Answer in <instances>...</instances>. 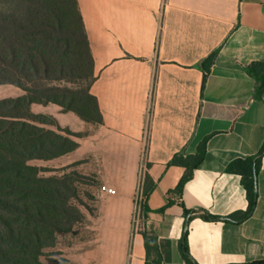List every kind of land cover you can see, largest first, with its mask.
<instances>
[{
    "label": "crops",
    "instance_id": "crops-1",
    "mask_svg": "<svg viewBox=\"0 0 264 264\" xmlns=\"http://www.w3.org/2000/svg\"><path fill=\"white\" fill-rule=\"evenodd\" d=\"M93 62L101 124L74 138L54 160L80 163L100 187L97 210L63 234L66 264H144L142 229L153 233L162 264H251L264 260V155L248 201L234 160L259 157L264 95L249 74L264 63V0H76ZM215 54L205 75L201 65ZM1 87V86H0ZM14 88L5 98H17ZM56 127L84 133L87 124L54 105H31ZM205 154L180 193L184 168L175 155ZM83 164V165H82ZM65 166V165H63ZM146 195L143 219L135 202ZM140 211V210H139ZM204 216L208 218L205 219ZM210 217H213L211 219Z\"/></svg>",
    "mask_w": 264,
    "mask_h": 264
},
{
    "label": "trees",
    "instance_id": "trees-1",
    "mask_svg": "<svg viewBox=\"0 0 264 264\" xmlns=\"http://www.w3.org/2000/svg\"><path fill=\"white\" fill-rule=\"evenodd\" d=\"M63 2L71 11L69 26L64 25L57 0H0V86L23 91L20 97L0 100V264H43L40 258L46 249L54 247L57 236L70 233L83 223L82 213L69 202L74 194L71 195L72 189L64 178H39L35 168L28 165L73 152L77 144L70 137L86 135L57 127L56 131L47 129L55 126L54 120L31 113V105L54 104L86 123L101 124L97 103L89 93L94 80L93 62L77 2ZM75 49L81 51L78 57L87 67L85 74L76 75L86 82L82 92L54 85L60 81L57 74L68 64ZM214 58L213 53L203 61L205 75ZM248 72L259 83L257 94L264 95V63L252 64ZM204 154L205 146L201 143L194 155L179 154L171 159L169 165L185 170L175 192L182 191ZM262 155L264 141L257 159H237L226 168L227 173L240 176L248 201L247 210L231 219L245 218L255 204L254 174ZM138 205L139 218L143 219L147 210L145 193ZM142 237L144 264H162L156 236L143 228ZM182 258L186 264H195L185 246ZM56 264L66 261L62 259ZM251 264H264V260Z\"/></svg>",
    "mask_w": 264,
    "mask_h": 264
},
{
    "label": "rangeland",
    "instance_id": "rangeland-1",
    "mask_svg": "<svg viewBox=\"0 0 264 264\" xmlns=\"http://www.w3.org/2000/svg\"><path fill=\"white\" fill-rule=\"evenodd\" d=\"M57 1V5L61 10L64 25L69 26V24L72 23L71 11L69 9H66V5L63 0ZM80 54V50H78V52L77 49L72 51L71 56H69L68 64L63 67L62 70H60L57 74V76H59L60 78V81L56 82L54 85H57L59 89H69L78 92L84 91L86 86L85 80H78L76 78L77 74H85L87 69L84 60H82V57H78V55ZM14 88L16 87L1 86L0 98L12 95ZM86 124L87 130L81 134H88L92 126H96L92 123ZM70 139L72 141H75L74 137H70ZM28 165L35 168L37 177L39 178H64V181L72 189L71 195L74 194V197L71 198L69 202L81 213L88 212L92 214L97 210L98 204L96 200L97 197L102 193L101 187L99 183L95 180V176L93 175V173L87 176H79L78 178L74 177V174H77V171L81 166L80 163L76 162L73 164H69V159H64L50 161H31ZM71 195L69 196L71 197ZM61 237H63V234L57 236V241L54 247L45 250L43 257L40 258V261L43 264L60 263V261L62 260L61 247L63 244L61 241Z\"/></svg>",
    "mask_w": 264,
    "mask_h": 264
},
{
    "label": "built area",
    "instance_id": "built-area-1",
    "mask_svg": "<svg viewBox=\"0 0 264 264\" xmlns=\"http://www.w3.org/2000/svg\"><path fill=\"white\" fill-rule=\"evenodd\" d=\"M101 191L102 192H106V193H112V190L106 188V187H101ZM139 199L137 198L136 199V202H135V208H134V213H133V224L135 225L136 221L138 220V217H139Z\"/></svg>",
    "mask_w": 264,
    "mask_h": 264
},
{
    "label": "water",
    "instance_id": "water-1",
    "mask_svg": "<svg viewBox=\"0 0 264 264\" xmlns=\"http://www.w3.org/2000/svg\"><path fill=\"white\" fill-rule=\"evenodd\" d=\"M255 172V170H253ZM257 190H256V182H255V174H254V202L256 200Z\"/></svg>",
    "mask_w": 264,
    "mask_h": 264
}]
</instances>
